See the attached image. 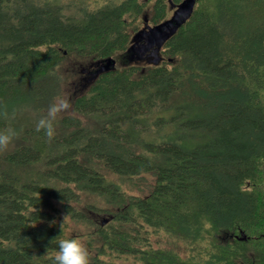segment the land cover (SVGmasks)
Wrapping results in <instances>:
<instances>
[{"label":"trees","instance_id":"16d2710c","mask_svg":"<svg viewBox=\"0 0 264 264\" xmlns=\"http://www.w3.org/2000/svg\"><path fill=\"white\" fill-rule=\"evenodd\" d=\"M183 2L0 0V107L16 110L0 130L18 133L0 264H53L60 238L90 264H264V0H195L174 21ZM68 58L90 70L49 142L36 120Z\"/></svg>","mask_w":264,"mask_h":264},{"label":"clouds","instance_id":"9594fccd","mask_svg":"<svg viewBox=\"0 0 264 264\" xmlns=\"http://www.w3.org/2000/svg\"><path fill=\"white\" fill-rule=\"evenodd\" d=\"M70 107L71 104L67 94L54 97V101L47 108L46 114L37 118L35 130L37 132L42 131L47 140L51 142L55 136L57 118L61 113L69 110ZM15 116V109L10 114L6 106L0 107V118L12 120L15 119ZM17 136V131L11 126L0 130V152L7 151ZM53 264H90L88 249L80 239L60 238L54 253Z\"/></svg>","mask_w":264,"mask_h":264},{"label":"rangeland","instance_id":"374dc122","mask_svg":"<svg viewBox=\"0 0 264 264\" xmlns=\"http://www.w3.org/2000/svg\"><path fill=\"white\" fill-rule=\"evenodd\" d=\"M146 49L145 50H151V46H147L145 44ZM145 50L143 51V54L145 53ZM141 54V53H140ZM149 56V55H148ZM140 55H132L131 52H128V54L123 56H118L117 58V64H123L128 63L132 61V59H139ZM150 57V56H149ZM116 58V57H115ZM152 58V57H151ZM87 62L80 60L78 58H68L62 64L59 65L58 70L60 74L65 78L66 83V91H64V94H70L77 90V88L82 84H84V80L87 78V73L89 74L88 70L89 66L86 64ZM63 94V95H64Z\"/></svg>","mask_w":264,"mask_h":264},{"label":"water","instance_id":"95a60500","mask_svg":"<svg viewBox=\"0 0 264 264\" xmlns=\"http://www.w3.org/2000/svg\"><path fill=\"white\" fill-rule=\"evenodd\" d=\"M195 0H184L182 5L174 12L173 20L180 22L181 20L188 17V15L191 13V10L193 8ZM168 29V24H163L160 26H155L152 28H148L146 33L141 36V39H143L148 46H155L156 44L160 43L167 35V32L165 30ZM139 42V41H137ZM136 42V45L139 46V43ZM115 65V60L112 58L105 59V66L106 67H113ZM241 239H244L242 237Z\"/></svg>","mask_w":264,"mask_h":264},{"label":"flooded vegetation","instance_id":"af4514ba","mask_svg":"<svg viewBox=\"0 0 264 264\" xmlns=\"http://www.w3.org/2000/svg\"><path fill=\"white\" fill-rule=\"evenodd\" d=\"M146 31H147V29H146ZM136 39H138L139 42H145V41L143 40L144 38L141 39L139 36H138ZM136 42H137V41H136ZM145 43H146V42H145ZM135 44H136V43H135Z\"/></svg>","mask_w":264,"mask_h":264}]
</instances>
